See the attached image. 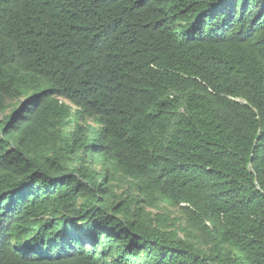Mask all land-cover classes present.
Wrapping results in <instances>:
<instances>
[{
  "label": "trees",
  "instance_id": "16d2710c",
  "mask_svg": "<svg viewBox=\"0 0 264 264\" xmlns=\"http://www.w3.org/2000/svg\"><path fill=\"white\" fill-rule=\"evenodd\" d=\"M0 264H264V0H0Z\"/></svg>",
  "mask_w": 264,
  "mask_h": 264
}]
</instances>
